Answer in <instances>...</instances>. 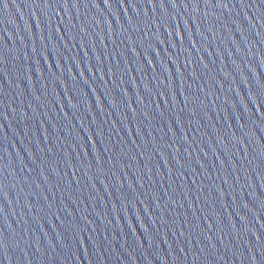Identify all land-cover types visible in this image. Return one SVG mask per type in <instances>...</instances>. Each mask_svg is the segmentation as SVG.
I'll use <instances>...</instances> for the list:
<instances>
[{"label":"water","instance_id":"water-1","mask_svg":"<svg viewBox=\"0 0 264 264\" xmlns=\"http://www.w3.org/2000/svg\"><path fill=\"white\" fill-rule=\"evenodd\" d=\"M0 264H264V53L0 80Z\"/></svg>","mask_w":264,"mask_h":264}]
</instances>
